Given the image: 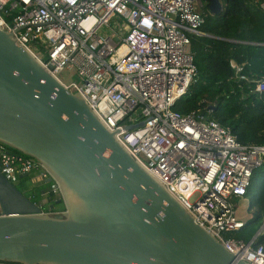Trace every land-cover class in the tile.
I'll return each mask as SVG.
<instances>
[{
    "label": "built area",
    "instance_id": "obj_1",
    "mask_svg": "<svg viewBox=\"0 0 264 264\" xmlns=\"http://www.w3.org/2000/svg\"><path fill=\"white\" fill-rule=\"evenodd\" d=\"M203 7L200 0H0V28L117 132L129 155L195 224L236 259L264 264V245L256 244L264 225L248 241L233 237L245 226L235 201L244 198L264 163V146L239 143L210 111L173 109L195 82L190 36L203 35ZM103 28L114 39L101 34ZM230 66L237 80L254 83L255 92L264 94V77L249 80L232 61ZM66 71L78 81L63 83L58 76ZM0 173L12 184L26 174L29 188L48 185L49 204L60 199L57 184L46 183L49 175L37 161L1 143Z\"/></svg>",
    "mask_w": 264,
    "mask_h": 264
},
{
    "label": "water",
    "instance_id": "obj_2",
    "mask_svg": "<svg viewBox=\"0 0 264 264\" xmlns=\"http://www.w3.org/2000/svg\"><path fill=\"white\" fill-rule=\"evenodd\" d=\"M223 9L208 0L211 15ZM116 134L0 28V143L37 161L60 193L33 203L0 173V264H248L195 224Z\"/></svg>",
    "mask_w": 264,
    "mask_h": 264
},
{
    "label": "trees",
    "instance_id": "obj_3",
    "mask_svg": "<svg viewBox=\"0 0 264 264\" xmlns=\"http://www.w3.org/2000/svg\"><path fill=\"white\" fill-rule=\"evenodd\" d=\"M200 1L206 14L200 28L203 35L190 36L197 75L173 109L181 114L210 111L209 116L228 127L239 143L264 146V94L255 92L254 83L237 80L230 66L232 61L240 67L238 75L249 80L264 77V11L260 8L264 0H220L224 9L218 16L208 12V0ZM14 185L33 203L52 201L45 194L47 184L29 192L28 178ZM244 198L249 199L253 216L233 237L248 241L254 232L245 229L264 218V163L253 172ZM256 244L264 245V236Z\"/></svg>",
    "mask_w": 264,
    "mask_h": 264
},
{
    "label": "rangeland",
    "instance_id": "obj_4",
    "mask_svg": "<svg viewBox=\"0 0 264 264\" xmlns=\"http://www.w3.org/2000/svg\"><path fill=\"white\" fill-rule=\"evenodd\" d=\"M220 1V0H219ZM221 2V1H220ZM221 5L223 3L221 2ZM224 6V5H223ZM114 20L111 21L109 27L112 29L114 27ZM101 34L107 35L114 39V36L111 34V32L108 29L103 28L101 31ZM72 74V72L70 73ZM58 78L65 84H69L71 82L78 81V78L76 76L69 77V73L66 71L63 74L59 75ZM196 199V196H194L191 201L193 202ZM236 206V215L244 224H247L251 221L253 216V210H249V199L241 198L237 199L235 201ZM264 225V218L261 220H258L256 222H252L248 227L245 229L246 232H254V235L256 232H258Z\"/></svg>",
    "mask_w": 264,
    "mask_h": 264
},
{
    "label": "crops",
    "instance_id": "obj_5",
    "mask_svg": "<svg viewBox=\"0 0 264 264\" xmlns=\"http://www.w3.org/2000/svg\"><path fill=\"white\" fill-rule=\"evenodd\" d=\"M26 191L29 192V191H30V188L26 187ZM41 203H43V201H42ZM47 205H48V204H47ZM57 210H61V209L59 208V209H57ZM249 210H250V209H249Z\"/></svg>",
    "mask_w": 264,
    "mask_h": 264
},
{
    "label": "flooded vegetation",
    "instance_id": "obj_6",
    "mask_svg": "<svg viewBox=\"0 0 264 264\" xmlns=\"http://www.w3.org/2000/svg\"><path fill=\"white\" fill-rule=\"evenodd\" d=\"M44 209V208H43Z\"/></svg>",
    "mask_w": 264,
    "mask_h": 264
}]
</instances>
